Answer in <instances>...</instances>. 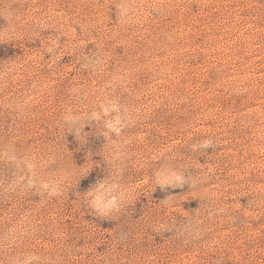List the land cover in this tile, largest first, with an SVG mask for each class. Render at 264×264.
<instances>
[{"label": "rangeland", "instance_id": "rangeland-1", "mask_svg": "<svg viewBox=\"0 0 264 264\" xmlns=\"http://www.w3.org/2000/svg\"><path fill=\"white\" fill-rule=\"evenodd\" d=\"M0 264H264V0H0Z\"/></svg>", "mask_w": 264, "mask_h": 264}]
</instances>
